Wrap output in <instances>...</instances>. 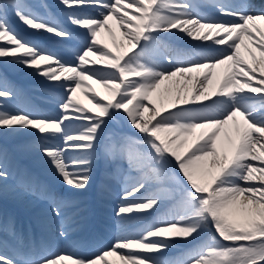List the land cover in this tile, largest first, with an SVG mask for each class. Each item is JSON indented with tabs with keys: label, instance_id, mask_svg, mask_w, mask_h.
Segmentation results:
<instances>
[{
	"label": "snow or ice",
	"instance_id": "obj_1",
	"mask_svg": "<svg viewBox=\"0 0 264 264\" xmlns=\"http://www.w3.org/2000/svg\"><path fill=\"white\" fill-rule=\"evenodd\" d=\"M60 3L68 9V23L86 31L85 43L75 49L74 59L26 38L8 22L10 8L28 28L71 39L68 28L39 11L44 5L25 0L0 3V58L33 68L64 92L58 116L0 108V128L34 129L51 140L61 138L62 144L44 143L40 151L66 185L83 190L91 180L93 155L107 120L122 110L144 139L129 138L124 145L112 143L105 148L108 155H124L130 171L138 174L129 177L135 182L125 188L116 215L123 219L155 211L174 188L180 190L181 199L169 217L156 220L138 234L118 235L91 256L66 248L40 255L0 252V264H113L109 256L118 257L119 264H264V29L257 24L264 21V9L253 12L243 4L221 7V13L232 19L215 20L194 12L188 0ZM88 6L97 12L76 10ZM110 19L116 20L126 37L123 52H113L100 39L101 29H107L116 43ZM173 30L210 44L198 51L172 50L160 36L175 34ZM116 46L123 47L124 41ZM218 66H223L222 75L213 81ZM200 69L205 71L189 89L186 74ZM177 74L184 81H176L171 109L162 111L150 97ZM87 81L100 84L108 93L100 98L89 86L92 107L76 95ZM14 96L11 89L0 85V97ZM70 120L84 123L70 134L65 126ZM197 129L201 132L195 142L181 151ZM69 151L87 155L69 156ZM173 162L175 167L170 169ZM7 176L0 166V178ZM151 185L157 186L152 195L136 199ZM53 204L54 214L60 216L55 197ZM202 232L214 234L190 249L185 259L161 258L175 241L195 239ZM59 236L67 238L64 227Z\"/></svg>",
	"mask_w": 264,
	"mask_h": 264
},
{
	"label": "bare ground",
	"instance_id": "obj_2",
	"mask_svg": "<svg viewBox=\"0 0 264 264\" xmlns=\"http://www.w3.org/2000/svg\"><path fill=\"white\" fill-rule=\"evenodd\" d=\"M108 23H109V25H111L112 31L116 34V36L120 37V39H117L119 41V43L121 41H124V46L120 47L119 49L117 48L116 44L113 43L114 47L113 48L111 47L112 51L113 52H116V51L123 52V51H125L127 49V44H126V37H122V35H121V32L123 30L116 23L115 19H110L108 21ZM79 29L84 31V29H82V28H79ZM109 36H111V35H109L107 29L106 30H104V29L101 30L100 39L104 43L109 41ZM116 43H118V42H116ZM250 62H251V60H250ZM13 65H16L21 70H23L24 72L28 73V75H32V73L35 72V70L33 68L25 67V66L20 65V64L11 63L8 58H0V66L3 69H7L8 67H11ZM221 69L222 68H220L218 66L215 70H213V75L211 77L212 80H215V76L219 74V71ZM204 71H205V69H200L198 71L194 70L193 73L186 74L187 79L189 81V89H191L193 83L195 82V77L197 75H202ZM184 78L185 77L180 76V74H177L176 77L172 78V81H165L163 84H161L160 88L155 90L152 93L151 96L155 95L157 93V91L161 89V90H163L162 94L164 93V95L165 94L166 95H170V96H173L175 98V89L178 87V85L176 84V81L180 79V82L183 83ZM38 82L40 84H33V83H38ZM33 83L32 82L28 83L25 86V88L29 90V92H27V93H33V94L38 96L39 87L49 85L48 83H50V82L49 81H47V82L37 81V82H33ZM169 88L172 89L171 92H169L167 90ZM86 90H87V88L83 85L82 89H79V94L83 95L84 92H87ZM164 91H166V92H164ZM23 92H24L25 95L27 94L25 91H23ZM106 95H108L107 91H106ZM80 98L82 100V96ZM2 101H7L9 103L8 106L15 107L14 106L15 103L10 101L9 99H6L4 97H0V105L2 104ZM173 101L174 100H172V102ZM171 105H170V103H168V100H167V102H163V106H166V108L170 107ZM8 106L5 107V108H3V107H0V108H3V110H6V111H10L11 109H8ZM19 109L16 106L15 110L13 112L18 111ZM164 109H165V107H164ZM145 114L148 115L149 113H145ZM129 125H130V122H129ZM133 131H135V133L133 134L134 136L142 135L141 133L138 132V130H135L134 128H133ZM200 132H201V129H197L196 130V132H195V140H196V137L199 135ZM36 134H37V132L34 129H23V128H21V129H18V130H11V129L0 128V160H1L2 164L5 165L6 171H7V173L9 175L14 177L15 175H17L19 173H27V175L32 176V172L26 167L24 162H28L27 160H29V158H30L29 157V153L33 149V146H35L33 139L36 138V136H37ZM162 135H164V134L162 133ZM233 135H234V133H233ZM221 137H223V133L221 134ZM37 138L40 139L39 136H37ZM99 143L101 144V147H103V148L105 147L104 144H106V143L104 141H100ZM218 143H219V141H218ZM188 146H189V142H188L187 145L184 146L183 149H181V151H185ZM13 150H14L15 153H12ZM259 163H257V164L259 165ZM115 172L118 174L119 177L122 178V180H124V183H125L124 185H125L126 188L131 186V184L133 182L129 183V177L130 176L132 177L134 175L133 172H131L130 170H128L126 168H121V169L117 168V169H115ZM12 179H14V178H12ZM34 179H35V177H34ZM5 180L6 179L0 178V185L3 182H5ZM55 185L56 186L62 185V181L57 178V180L55 181ZM67 187L70 188V186H67ZM93 187H94V185H92V183L90 181L89 185L87 186L86 189L90 190ZM154 187H157V186L156 185L149 186L148 188H146V190H144L143 192L138 194V196H140L141 194H145V195L150 194L152 192L151 188H154ZM83 190H85V189H83ZM150 195H152V193ZM44 197H47V195L44 194ZM48 198H49V196H48ZM163 204L164 203H160L159 206L156 209H158L161 206H163ZM171 207L172 206H170L166 210H164L166 215L162 216L161 218L169 217L172 214V213H170V208ZM150 212H153V211L150 210ZM85 213H86L85 211L83 212V214L80 213V215L82 214V216H79V218H78V219H81V220L83 219V220H82L81 228H78L76 230V232L78 234V237L76 238V240H77L76 247L74 249H69V248L63 247V248H66L69 252H73L74 251V252L80 254V252H81V250L83 248L82 236H83V233H84L85 229L87 228V221L85 219ZM129 217H130L129 218V223L131 225L132 224H136V223H140V222L144 221V219H145V217L142 216V212L131 214ZM138 227H140V226H138ZM81 231H83L82 235L80 234ZM94 231H95V233H97L96 229ZM205 233L206 232H202L195 239H190L188 241H184V240L175 241L173 243V246L168 251L163 252L161 254V258L162 259H167L169 257H172L174 254H176V252H178V250L185 249L186 247H189V248L195 247L196 244L198 243V241L202 240L205 236L206 237L208 236V233H206V235H205ZM92 245H94V244H92ZM113 264H119V261H117V260L115 261L114 260Z\"/></svg>",
	"mask_w": 264,
	"mask_h": 264
},
{
	"label": "rangeland",
	"instance_id": "obj_3",
	"mask_svg": "<svg viewBox=\"0 0 264 264\" xmlns=\"http://www.w3.org/2000/svg\"><path fill=\"white\" fill-rule=\"evenodd\" d=\"M108 124V123H107ZM107 126V125H106ZM59 139V142H62V139L61 138H58ZM56 143H58V142H56ZM61 144V143H60ZM69 153V152H68ZM67 153V154H68ZM75 154H77L78 152H74ZM36 154V153H35ZM36 156V155H35ZM122 158H125V156L124 155H122ZM42 168H44L45 166L40 162V161H36ZM95 163H96V157H95V154L93 155V159H92V166H94V168H95ZM257 163H259V162H257ZM11 190H14V191H16L17 193H19V197L21 198V200L22 201H26L27 199H28V197L20 190V189H18V188H12ZM178 193H180V191H178ZM175 196H177V195H175ZM208 240V239H207ZM207 240H205V241H207ZM205 241H203L202 243H204ZM201 243V244H202ZM200 245V244H199ZM198 245V246H199ZM190 249H192V248H189V249H187V250H185L184 252H183V255L185 256V257H178L177 259L174 257L172 260H174V261H179V260H183V259H185L186 258V253L190 250ZM179 256H180V253H179ZM170 259V260H171Z\"/></svg>",
	"mask_w": 264,
	"mask_h": 264
}]
</instances>
